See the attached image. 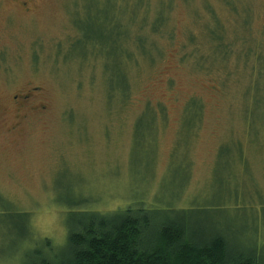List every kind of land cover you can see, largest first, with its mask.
<instances>
[{"label": "rangeland", "instance_id": "obj_1", "mask_svg": "<svg viewBox=\"0 0 264 264\" xmlns=\"http://www.w3.org/2000/svg\"><path fill=\"white\" fill-rule=\"evenodd\" d=\"M128 207L264 253V0H0V264Z\"/></svg>", "mask_w": 264, "mask_h": 264}, {"label": "trees", "instance_id": "obj_2", "mask_svg": "<svg viewBox=\"0 0 264 264\" xmlns=\"http://www.w3.org/2000/svg\"><path fill=\"white\" fill-rule=\"evenodd\" d=\"M110 22L105 20V28ZM113 26L117 30L113 39L123 38L124 32L114 16ZM220 37L217 34L214 41L221 43ZM136 42L138 47L142 45L138 49L140 54L148 53L142 36ZM92 44L107 47V38L95 40L89 46ZM124 53L122 50L121 57ZM123 63L120 59L116 61L122 73ZM123 77L126 89L124 73ZM192 104L193 110L199 109L197 102ZM153 216L149 210L131 207L112 214L77 211L67 223L68 235L62 247L45 239L25 255L23 264H264V253L256 248L233 250L223 235L195 238L189 233L185 218L162 221L151 228ZM148 228L152 229L150 234Z\"/></svg>", "mask_w": 264, "mask_h": 264}, {"label": "clouds", "instance_id": "obj_3", "mask_svg": "<svg viewBox=\"0 0 264 264\" xmlns=\"http://www.w3.org/2000/svg\"><path fill=\"white\" fill-rule=\"evenodd\" d=\"M40 223L43 228L46 230H55L57 227L56 224V216L55 213H45L44 215L41 216L40 218Z\"/></svg>", "mask_w": 264, "mask_h": 264}, {"label": "flooded vegetation", "instance_id": "obj_4", "mask_svg": "<svg viewBox=\"0 0 264 264\" xmlns=\"http://www.w3.org/2000/svg\"><path fill=\"white\" fill-rule=\"evenodd\" d=\"M14 1H17V3H19L20 5H22L26 9L30 5V3H32V0H14ZM26 98L28 99L29 97L27 96Z\"/></svg>", "mask_w": 264, "mask_h": 264}]
</instances>
